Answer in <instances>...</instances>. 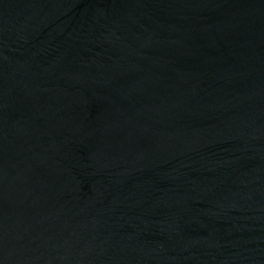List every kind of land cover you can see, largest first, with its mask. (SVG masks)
I'll return each mask as SVG.
<instances>
[{
    "label": "water",
    "instance_id": "obj_1",
    "mask_svg": "<svg viewBox=\"0 0 264 264\" xmlns=\"http://www.w3.org/2000/svg\"><path fill=\"white\" fill-rule=\"evenodd\" d=\"M0 264H264V0H0Z\"/></svg>",
    "mask_w": 264,
    "mask_h": 264
}]
</instances>
